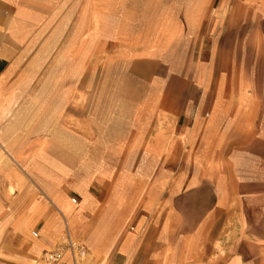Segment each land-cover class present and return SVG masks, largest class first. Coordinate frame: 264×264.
Returning a JSON list of instances; mask_svg holds the SVG:
<instances>
[{
    "label": "crops",
    "instance_id": "1",
    "mask_svg": "<svg viewBox=\"0 0 264 264\" xmlns=\"http://www.w3.org/2000/svg\"><path fill=\"white\" fill-rule=\"evenodd\" d=\"M24 6L0 0V264H41L64 220L86 256L66 250L59 264H190L208 248L222 261L221 232L207 243L178 204L194 179L175 172L190 160L175 148L173 93L142 94L136 76L104 70L84 89L44 71L31 80ZM245 257L229 260L256 262Z\"/></svg>",
    "mask_w": 264,
    "mask_h": 264
},
{
    "label": "rangeland",
    "instance_id": "2",
    "mask_svg": "<svg viewBox=\"0 0 264 264\" xmlns=\"http://www.w3.org/2000/svg\"><path fill=\"white\" fill-rule=\"evenodd\" d=\"M19 1L31 80L44 71L84 89L104 70L136 76L142 94L173 93L175 148L190 160L175 172L194 179L179 207L207 243L221 232L222 261L208 248L190 264H241L236 252L264 264V0Z\"/></svg>",
    "mask_w": 264,
    "mask_h": 264
},
{
    "label": "built area",
    "instance_id": "3",
    "mask_svg": "<svg viewBox=\"0 0 264 264\" xmlns=\"http://www.w3.org/2000/svg\"><path fill=\"white\" fill-rule=\"evenodd\" d=\"M73 203H75V201H73ZM64 222L66 227H65V232L61 237L62 245H59L56 248L50 249L47 252H45L41 264H59L62 261L66 250H71L73 252H76V254H78V257L80 259L85 258L86 254L84 250L71 240L67 230L68 228H67L66 220H64ZM36 236L37 235L35 234V237Z\"/></svg>",
    "mask_w": 264,
    "mask_h": 264
},
{
    "label": "bare ground",
    "instance_id": "4",
    "mask_svg": "<svg viewBox=\"0 0 264 264\" xmlns=\"http://www.w3.org/2000/svg\"><path fill=\"white\" fill-rule=\"evenodd\" d=\"M214 15H215V14H214ZM220 18H221V16H220ZM256 39H257V38H256ZM260 42H261V41H260ZM262 44H263V43H262ZM261 47H262V46H261ZM237 73H238V72H237ZM237 73H236V74H237ZM236 74H235V75H236ZM237 77H238V75H237ZM235 78H236V76H235ZM241 83H242V82H241ZM231 88H232V87H231ZM236 88H237V87H236ZM238 90H239V89H238ZM217 93H218V92H217ZM220 95H221V94H220ZM236 95H237V93H236ZM221 96H222V95H221ZM239 97H240V96H239ZM233 98H235L234 95H233ZM220 99H221V98H220ZM236 101H237V100H236ZM239 102H240V100H239ZM219 103H220V102H219ZM241 103H242V102H241ZM230 105H231V104H230ZM226 107H227V106H226ZM229 113H230V112H229ZM227 119H228V118H227ZM231 120H232V119H231ZM248 126L250 127V125H248ZM248 126H247V128H248ZM172 131H173V130H172ZM172 181H173V180H172ZM184 254H185V253H184ZM199 260H200V259H199ZM185 263H186V262H185Z\"/></svg>",
    "mask_w": 264,
    "mask_h": 264
}]
</instances>
